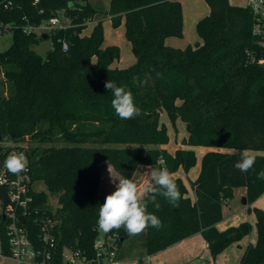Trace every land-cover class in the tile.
Returning a JSON list of instances; mask_svg holds the SVG:
<instances>
[{"label": "trees", "instance_id": "obj_1", "mask_svg": "<svg viewBox=\"0 0 264 264\" xmlns=\"http://www.w3.org/2000/svg\"><path fill=\"white\" fill-rule=\"evenodd\" d=\"M204 1L209 14L196 24L201 44L175 49L165 40L183 33L178 0H109L111 23L117 27L124 20L125 38L135 57L133 65L119 69L111 66L119 58V48L103 47L100 23L90 34H82L96 13L88 0H0V29L13 26L12 44L0 52L8 85L6 95L0 91V139L8 136L13 143L0 145V160L4 162L10 149H23L31 183L42 181L58 202L52 212L46 208L47 195L31 191L25 226L32 241L38 238L36 212L45 213L55 221L58 252L65 247L94 255L99 207L104 202L98 193L102 162L129 179L138 168L159 167L161 162L173 174L193 167V150L170 154L162 148L168 142L159 122L162 112L172 122L180 119L185 124L183 144L210 151L202 156L198 176L189 183L194 200L175 177L181 193L178 207L162 196L157 197L159 209L147 203V211L161 220L162 227L144 231L140 246L145 255L200 233L214 259L249 235L248 222L223 231L216 225L235 189L245 188L247 204L264 195V180L256 175L264 170V65L258 62L263 50L252 33L249 8L232 6L228 0ZM59 16L67 24L47 33L52 45L44 56L33 48L45 33L15 29ZM108 80L132 92L140 115L123 120L115 114L112 93L104 86ZM29 137L49 146L26 150L23 142ZM56 142L65 145L54 146ZM244 149L253 150L257 159L252 170L241 173L233 165ZM247 211L255 215L257 238L245 248L240 264H264V213L258 208ZM131 236L121 227L105 233L104 240L115 237L118 251ZM0 244L7 255L3 222Z\"/></svg>", "mask_w": 264, "mask_h": 264}, {"label": "rangeland", "instance_id": "obj_2", "mask_svg": "<svg viewBox=\"0 0 264 264\" xmlns=\"http://www.w3.org/2000/svg\"><path fill=\"white\" fill-rule=\"evenodd\" d=\"M109 0H88V4L96 11L93 22L100 23L103 29V38H104V46H117L119 48V58L113 62V65L118 68H128L134 64L135 57L131 50L130 43L125 38V28H124V20L121 19V23L117 27H113L110 17L107 14L106 6ZM183 13H184V28L182 36L177 38L178 41L182 43H190L193 44L196 40L199 39L196 32V23L195 18L197 15L202 14V12L207 9L208 6L204 0H180ZM228 2L232 5H236L238 7H245L246 0H228ZM196 15V16H195ZM206 12L201 16L204 17ZM61 25L65 23L62 18H60ZM91 23V22H90ZM91 30V28H90ZM88 29L87 31L90 32ZM185 30V33H184ZM185 40H188L185 42ZM13 36L12 32H4L0 35V52H3L9 48L12 44ZM51 40L46 39L42 40L37 46L33 49L41 56H44L47 51L51 48ZM103 46V47H104ZM185 49V48H184ZM8 85L4 82L2 69L0 68V91L3 95L7 94ZM159 122L166 129V133L168 135V142L164 146V149L170 153L174 154L178 149L188 148V145L183 144V141L187 139V131L185 124L180 120L176 119L175 121H171L165 112H162L159 117ZM24 148L29 150L35 146L47 147L49 144H39L34 141L31 137L26 138L23 142ZM54 146H63L65 145L62 142H56L53 144ZM190 150H193L196 160L193 167H191L185 175L182 177L183 182L185 183L187 189V195L191 197V188H190V180L197 177L201 158L205 152L210 151V149L202 147V146H194ZM108 167L110 168V173L113 177H111ZM100 168V181L98 187L99 196L105 200V197L115 190V181L116 179L121 178L107 163H103L99 165ZM146 172L145 168H138L133 177L131 178L134 182H136L139 186H143L147 182V176L144 174ZM118 182V181H117ZM241 190L235 191V195L233 192V198L230 200H234L232 205L227 203L223 205V219L218 223V230L222 231L229 227L237 226L242 222H248L250 224V233L248 236L244 237L238 242L231 243L229 246L225 248L223 252L217 255L214 259L207 253L208 260L212 264H240V259L245 248L251 244L254 245L257 238L256 226H255V215L254 213L248 212V207L258 208L264 213V195L259 196L255 201L251 204H247L246 206L242 205V199L245 196H241ZM31 190L36 193L43 192L47 195V203L46 208L50 211H56L58 207L57 195L49 193L45 184L42 181H34L31 184ZM228 206L230 208H228ZM253 209V208H252ZM251 209V210H252ZM105 232L98 229V242L104 240ZM144 235V232L138 235H132L131 238L126 239L121 243L118 251L120 255H127L130 259H138V254L142 252V248L140 246V238ZM192 237V236H191ZM203 238V237H202ZM185 240V239H184ZM183 241V240H182ZM179 243V242H178ZM175 245V244H174ZM190 246L197 245L195 243L190 244ZM143 256L146 257L145 253H142ZM150 257V256H149ZM218 257V258H217ZM135 258V259H134ZM4 264H15L13 262H6ZM209 264V263H208Z\"/></svg>", "mask_w": 264, "mask_h": 264}, {"label": "built area", "instance_id": "obj_3", "mask_svg": "<svg viewBox=\"0 0 264 264\" xmlns=\"http://www.w3.org/2000/svg\"><path fill=\"white\" fill-rule=\"evenodd\" d=\"M38 0H34V3ZM10 6L8 2L3 7L7 9ZM250 9L253 24L252 33L260 40V47L263 50L262 57L258 60L259 64L264 65V0H246V6ZM22 21L26 22L23 17ZM61 25L60 16L51 17L47 23H41L39 26L25 24L15 29H20L24 34L36 33L47 34L56 28H64ZM11 24L1 25L0 35L11 31ZM62 49L66 45L62 44ZM23 152V149H10V152ZM25 155V153H24ZM7 157V156H6ZM4 162L0 160V186L5 187L10 205L3 210L0 202V223H5V235L8 254L2 251L0 244V260H10L15 264H50L58 259L61 264H120L116 245V238L109 237L107 240L96 242L94 245V255L91 256L80 249H70L63 247L60 252L57 250V241L54 234L55 221L45 213L37 214L33 222L38 228V238L36 242L32 241L30 232L25 226V216L30 213L32 203L31 196V178L29 170L20 175H13L3 166ZM4 215V220L2 216ZM20 217L24 223L20 222Z\"/></svg>", "mask_w": 264, "mask_h": 264}, {"label": "clouds", "instance_id": "obj_4", "mask_svg": "<svg viewBox=\"0 0 264 264\" xmlns=\"http://www.w3.org/2000/svg\"><path fill=\"white\" fill-rule=\"evenodd\" d=\"M104 86L112 93L111 106L120 119L127 120L140 115V109L136 106L130 90L124 86H118L111 80H108ZM12 143L8 136L0 139V145L10 146ZM256 159L253 150L244 149L233 167L241 173L249 172L254 168ZM3 166L9 173L18 176L28 171V160L23 152L13 151L5 158ZM108 171L110 173L109 167ZM144 174L147 176V182L142 187L126 177L113 180L115 190L105 197L103 204L99 207L97 223L100 230L108 233L123 227L128 234L138 235L148 227L159 229L162 227V222L155 214L147 211V203L151 202L155 208L159 209L157 197L162 196L172 206H179L181 199L179 187L174 174L163 162L159 167L148 166ZM256 175L257 179L264 180V170Z\"/></svg>", "mask_w": 264, "mask_h": 264}, {"label": "crops", "instance_id": "obj_5", "mask_svg": "<svg viewBox=\"0 0 264 264\" xmlns=\"http://www.w3.org/2000/svg\"><path fill=\"white\" fill-rule=\"evenodd\" d=\"M178 1L180 2V0H178ZM180 4H181V2H180ZM230 5H232V4H230ZM232 6H236V5H232ZM181 8H182V5H181ZM106 9H107V6H106ZM205 12H206V15H204V17L209 14V8H208V12H207V9H205L202 12V14L197 15V17L195 18V21H194L196 24H197V22L199 20L204 18V17H201V16ZM182 15H183V19H184L183 8H182ZM62 24L66 25L67 22L62 23ZM95 24L96 23L93 22V21L91 23H88L86 28L82 32V34L83 35L90 34V32H91V30H92V28H93V26ZM90 28H91V30H90ZM183 28H184V24H183ZM88 29L90 30V32L87 31ZM184 33H185V30H184ZM187 41L188 40H185V42H187ZM104 44L105 43L103 42V46H104ZM198 44H201V40L200 39L196 40L193 44L182 43V42L178 41L177 38H174V37H169V38H167L165 40V45L166 46H169V47H172V48H175V49H184V48H186L188 46L193 47V46H196ZM104 47H106V45ZM134 63H135V61H134ZM111 66L113 68H118V67H115L113 64ZM119 69H125V68H119ZM162 148H164V146ZM191 148L192 147L183 148V149H191ZM103 163H106V162H102L100 165H102ZM144 168H145L146 171L148 170V166L141 167L140 169L144 170ZM111 169H112V167H111ZM184 175H185L184 172L181 169H179L177 171V173L174 174V177H178V178H180L182 180V177ZM196 178H194V179H192L190 181H194ZM184 185H185V183H184ZM241 189L242 188L235 189L234 190V195H235V191H238V190H241ZM245 193H246V190L244 188L243 192L242 191L240 192V195L241 196H245ZM188 197H189V194H188ZM190 198L192 200H194V194H193L192 189H191V197ZM227 203H229V202H227ZM233 203H234V200L230 201L229 205H232ZM246 205H247V202H246V204L244 206H246ZM228 208H230V207L228 206ZM248 208L252 209L254 207H248ZM255 222H256V219H255ZM216 229L218 230V224L216 225ZM218 231H220V230H218ZM192 243H195L197 245V247L190 246V244H192ZM143 252L144 251L142 250V252L138 254V257H137L138 259L134 258L135 260H133V259H130V257H127V255H125L126 257H124L123 255H120V253L118 251V258L120 260V264H208V263L212 264L208 260L206 261V259H208V256H206L207 253L210 256H211V254L209 252V249H208L206 241L202 238V235L200 233H197V234L193 235L192 237H189V238H187V239H185V240H183V241H181L179 243H176L175 245H172V246H170V247H168V248H166V249H164L162 251H159V252L151 255L150 257L147 256V255H146V257L143 256L142 255ZM6 262H12V261H10V260L1 261L0 260V264H4Z\"/></svg>", "mask_w": 264, "mask_h": 264}, {"label": "water", "instance_id": "obj_6", "mask_svg": "<svg viewBox=\"0 0 264 264\" xmlns=\"http://www.w3.org/2000/svg\"><path fill=\"white\" fill-rule=\"evenodd\" d=\"M47 37H48L47 34H43L42 35L43 40H46ZM0 202L2 203L3 210L5 209V207L7 205H10V202H9V199H8L7 194H6V191H5V187L4 186H0ZM242 204L243 205L246 204L245 197L242 199ZM2 220H4V215L2 216ZM20 222L21 223H24V219L22 217H20Z\"/></svg>", "mask_w": 264, "mask_h": 264}]
</instances>
